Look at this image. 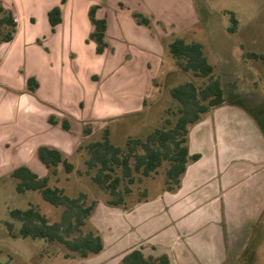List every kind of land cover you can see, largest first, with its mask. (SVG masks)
I'll return each instance as SVG.
<instances>
[{
	"label": "rangeland",
	"instance_id": "1",
	"mask_svg": "<svg viewBox=\"0 0 264 264\" xmlns=\"http://www.w3.org/2000/svg\"><path fill=\"white\" fill-rule=\"evenodd\" d=\"M67 2L59 32L26 43L33 54L37 51L42 55L49 72L45 87L34 94V111L39 114L37 123L42 124V134L37 138L35 132L27 135L34 125L27 127V133L22 132L20 140L11 138L0 143V264H120L133 247L149 241L139 235V229L153 221L160 223L173 205L163 194L164 169L142 183L150 191L151 201L129 210L112 208L106 205L108 195L86 175L85 156L77 149L100 140L105 129L111 131L115 144L125 147L129 139H144L155 129L175 123L178 103L170 90L190 81L198 86L207 83L176 65L169 53V44L176 38L203 45L215 68L213 76L222 82L227 99L226 105L191 128L192 151L213 157L221 132L245 129L250 118L264 135V0ZM95 2L104 6L102 13L110 23L109 48L102 55L96 53L90 41L92 27L87 15ZM134 13L149 19L150 25L138 24ZM26 20L31 27L37 24L30 16ZM253 54L259 58L251 57ZM26 66H32V71L26 72ZM37 67L24 58L21 75H39ZM51 117L57 124H51ZM63 121H68L69 131L63 128ZM85 127L92 129L90 136L84 135ZM40 145L60 150L75 165L71 174L61 168L51 186L63 189L68 196L85 193L99 202L84 231L96 230L103 237L106 247L100 255L82 259L59 243L19 235L21 223L12 218V211L35 206L50 223L60 221L63 212L62 207L45 202L39 192L18 193L17 181L11 177L13 170L23 164L40 176L49 174L37 158ZM248 229L245 248L231 264H264V210ZM154 230L151 237L161 233L163 227ZM148 252L159 255L164 250L151 245Z\"/></svg>",
	"mask_w": 264,
	"mask_h": 264
},
{
	"label": "crops",
	"instance_id": "2",
	"mask_svg": "<svg viewBox=\"0 0 264 264\" xmlns=\"http://www.w3.org/2000/svg\"><path fill=\"white\" fill-rule=\"evenodd\" d=\"M67 5V0L64 4L62 0H6L2 3L6 11L13 14V17L17 16V26L13 40L0 45V143L11 138L20 140L19 136L28 132L27 127L34 125L33 131L27 135L33 136L35 132L37 138V134H42V124L37 123L39 114L34 111L37 107L34 94H38L45 87L44 81L49 77V72L43 64L42 55L37 51L33 54V49L27 47L26 43L38 37H47L50 33L56 35L64 23ZM93 6L98 7L96 18L107 20L102 13L104 6L96 2ZM55 7L61 8L62 22L53 28L48 15ZM89 11L87 17L93 32ZM27 16L37 21L35 27L28 24ZM19 19L21 23L18 24ZM107 22L108 42L110 23L108 20ZM24 58L39 66L35 68L39 70V75L29 74L23 78L21 70ZM25 69L29 72L33 68L26 66ZM29 79H34L38 84L35 93L28 90ZM248 124L245 129L229 128L221 132L220 145L215 152L218 156L215 154L214 159L201 151L193 152L189 135L190 154H199L201 158L189 164L179 190L163 193L173 204L170 213L163 216L160 223L155 224L153 221L139 229V235L142 238L147 237L149 241H142L129 252L142 249L146 256L166 254L171 264L232 263L245 248V242L250 235L249 224L254 223L264 210V135L251 118ZM25 146L27 149L28 146ZM40 147L43 145L36 150ZM237 160L239 162H235ZM41 165L44 166L42 163ZM19 167L31 169L26 164L17 168ZM151 200L149 198L146 202ZM148 226H152L151 230ZM160 227H163L162 232L151 237V232ZM133 236L136 239V234L133 233ZM151 245L163 249L164 252L159 255L149 253Z\"/></svg>",
	"mask_w": 264,
	"mask_h": 264
},
{
	"label": "trees",
	"instance_id": "3",
	"mask_svg": "<svg viewBox=\"0 0 264 264\" xmlns=\"http://www.w3.org/2000/svg\"><path fill=\"white\" fill-rule=\"evenodd\" d=\"M65 2L62 0L63 4ZM97 10L98 7L93 6L89 11V19L94 28L90 41L95 43L96 53L102 55L109 48L108 22L96 18ZM61 14L60 7L49 12V22L53 28L62 22ZM133 16L138 24L150 25V20L140 13H134ZM232 21L236 23L233 17ZM16 26L13 14L7 13L0 4V45L13 40ZM169 53L181 71L207 80L203 86L190 81L170 90L171 97L178 103L175 123L172 125L168 121L170 127L155 129L144 139H129L125 147L115 144L111 131L105 129L100 140L81 145L77 149L78 153L85 156L86 175L108 195L106 205L109 207L127 210L148 201L150 191L142 183L154 179L163 169L164 192L179 190L189 164L201 158L199 154H190L191 128L204 116L227 104L225 89L220 79L213 76L215 68L208 61L201 43H187L182 38H176L169 44ZM252 56L259 58L256 54ZM37 88L36 81L29 79V92L35 93ZM50 122L57 124L54 117L50 118ZM63 128L70 130L68 121H63ZM92 132L90 127H85L83 131L85 136H90ZM139 148L141 153L138 152ZM38 158L49 174L39 177L28 167L15 169L11 177L17 181L16 191L20 194L39 192L45 202L56 208L62 207L63 212L60 221L50 223L35 206L12 211V218L21 223L19 235L59 243L70 254H77L82 259L100 255L105 250L102 236L96 230L84 231L99 202L91 200L85 193L72 197L63 189L51 186L52 178L58 176L61 168L66 174L75 170V165L64 158L59 150L40 147ZM120 264H171V261L166 254L146 256L142 249H135L125 255Z\"/></svg>",
	"mask_w": 264,
	"mask_h": 264
},
{
	"label": "built area",
	"instance_id": "4",
	"mask_svg": "<svg viewBox=\"0 0 264 264\" xmlns=\"http://www.w3.org/2000/svg\"><path fill=\"white\" fill-rule=\"evenodd\" d=\"M15 22H17V20L14 18Z\"/></svg>",
	"mask_w": 264,
	"mask_h": 264
}]
</instances>
